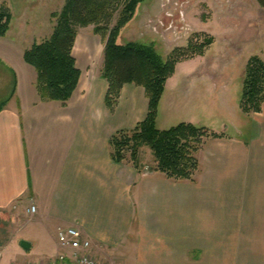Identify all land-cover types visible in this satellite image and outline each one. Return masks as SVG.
<instances>
[{
    "label": "crops",
    "instance_id": "obj_1",
    "mask_svg": "<svg viewBox=\"0 0 264 264\" xmlns=\"http://www.w3.org/2000/svg\"><path fill=\"white\" fill-rule=\"evenodd\" d=\"M93 28L78 30L80 78L66 102L41 98L36 70L24 59L52 30L34 38L11 22L0 35V222L8 244L23 231L32 242L18 264H52L58 230L70 226L105 264H264V102L259 112L238 113L243 121L226 126L230 132L205 138L192 179L170 178L142 165L140 155L138 167L116 162L111 137L142 122L149 99L143 87L124 84L115 109L107 107L105 43ZM254 39L242 71L252 56H264ZM209 48L193 59L203 60ZM175 74L159 103V129L174 125L162 113L175 98L166 99ZM196 74L210 79L199 87L218 92L215 73ZM33 224L44 229H29Z\"/></svg>",
    "mask_w": 264,
    "mask_h": 264
},
{
    "label": "trees",
    "instance_id": "obj_2",
    "mask_svg": "<svg viewBox=\"0 0 264 264\" xmlns=\"http://www.w3.org/2000/svg\"><path fill=\"white\" fill-rule=\"evenodd\" d=\"M143 1L65 0L59 11L51 13L55 24L50 36L27 49L24 59L36 70V87L41 98L66 102L80 78L73 56L78 30L93 25V32L101 36L105 43L102 76L108 82L107 107L111 111L115 109L124 84L143 87L149 99L146 118L134 129L118 131L111 137V156L116 162L130 161L138 167L139 149L148 146L154 156L156 171L174 179H192L199 165L197 152L205 138L219 135L190 122L159 129L156 125L157 112L166 82L174 74L177 63L193 55H202L213 38L176 47L167 59L152 44L137 41L119 43L121 30L131 22ZM257 1L264 8V0ZM118 11L115 24L111 27ZM12 18L9 8L1 5V36L9 30ZM263 102L264 56H252L246 65L242 106L247 112H259Z\"/></svg>",
    "mask_w": 264,
    "mask_h": 264
},
{
    "label": "rangeland",
    "instance_id": "obj_3",
    "mask_svg": "<svg viewBox=\"0 0 264 264\" xmlns=\"http://www.w3.org/2000/svg\"><path fill=\"white\" fill-rule=\"evenodd\" d=\"M64 2L0 0V6L6 5L9 8L13 15L11 22L25 28L26 35L44 38L55 24L51 13L59 11ZM46 21L51 25H47ZM251 33H254V40L259 39L264 44V8L257 0H144L139 4L132 21L122 29L119 42L152 44L167 59L176 47L186 46L189 42L200 43L204 38L212 37L213 42L203 60L193 59L196 56L193 55L182 59V63L177 65L176 74L172 78L174 82L168 83L166 94V99L169 96L175 98L172 99V106L166 107L162 113V118H167L166 122L171 121L174 125L190 122L204 126L209 133L217 134L233 130L226 126L239 124V115L253 113L245 111L242 106L246 73V67L242 71V61L252 47ZM204 70L217 75L218 92L213 96L205 91V83L199 87L200 80H210L209 77L197 76L198 71ZM198 90L200 95L196 96ZM139 155L142 158L140 163L148 164L153 169L155 164L152 150L142 146ZM38 227L44 229L42 225L35 224L29 229L37 230ZM6 230V224L0 222L1 264L21 263L24 255L30 251L21 248L20 243L30 238V235L23 231L8 244Z\"/></svg>",
    "mask_w": 264,
    "mask_h": 264
},
{
    "label": "built area",
    "instance_id": "obj_4",
    "mask_svg": "<svg viewBox=\"0 0 264 264\" xmlns=\"http://www.w3.org/2000/svg\"><path fill=\"white\" fill-rule=\"evenodd\" d=\"M35 206L31 205L29 212H34ZM60 252L52 264H105L92 254V241L81 236L76 227L59 228L57 235ZM0 251V261H1ZM16 264V263H10ZM44 264V263H24Z\"/></svg>",
    "mask_w": 264,
    "mask_h": 264
},
{
    "label": "water",
    "instance_id": "obj_5",
    "mask_svg": "<svg viewBox=\"0 0 264 264\" xmlns=\"http://www.w3.org/2000/svg\"><path fill=\"white\" fill-rule=\"evenodd\" d=\"M21 247L25 250H30L32 247V242L30 240H22L20 243Z\"/></svg>",
    "mask_w": 264,
    "mask_h": 264
}]
</instances>
